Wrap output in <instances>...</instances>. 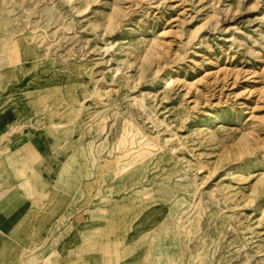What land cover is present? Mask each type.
<instances>
[{
    "label": "rangeland",
    "instance_id": "1",
    "mask_svg": "<svg viewBox=\"0 0 264 264\" xmlns=\"http://www.w3.org/2000/svg\"><path fill=\"white\" fill-rule=\"evenodd\" d=\"M0 57L44 213L3 264H264V0H0Z\"/></svg>",
    "mask_w": 264,
    "mask_h": 264
},
{
    "label": "crops",
    "instance_id": "2",
    "mask_svg": "<svg viewBox=\"0 0 264 264\" xmlns=\"http://www.w3.org/2000/svg\"><path fill=\"white\" fill-rule=\"evenodd\" d=\"M0 62L2 65L4 64V57H0ZM17 126L18 122L15 116L0 114V264L5 261L3 253L8 255V250H27L29 247L26 236L30 231L36 234L41 228L39 226L44 223L41 221L44 218V213L36 205L38 202L37 185H34V182L27 177H23L21 168V164L28 163V154H32L31 152L38 154V152L33 145L28 143L18 146L22 141L28 139L27 132L30 133V127L27 131L25 128L18 130ZM17 146L18 152L16 151ZM16 152L17 154H15ZM45 161V156L42 154L40 165L45 167ZM56 234L45 247L36 252L45 253L51 249V245H53L52 249L55 248L54 246L60 243ZM70 245L71 239L60 250V255L54 259L53 264H56L57 261L59 264L74 262L73 255L65 253L68 252ZM63 253L65 255H62ZM34 262L35 260L28 256L24 258L25 264H34Z\"/></svg>",
    "mask_w": 264,
    "mask_h": 264
}]
</instances>
